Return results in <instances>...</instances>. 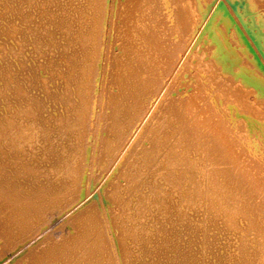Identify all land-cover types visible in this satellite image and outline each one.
I'll use <instances>...</instances> for the list:
<instances>
[{
  "label": "bare ground",
  "instance_id": "bare-ground-1",
  "mask_svg": "<svg viewBox=\"0 0 264 264\" xmlns=\"http://www.w3.org/2000/svg\"><path fill=\"white\" fill-rule=\"evenodd\" d=\"M125 1L120 8L125 12L124 19L130 21L127 27L129 36L121 40L124 50L116 62L117 67L120 65L121 74L116 77L120 84L127 82L124 90H129V94L116 101L111 110L112 121L103 135L99 134V128L105 117L102 112L104 102H113L115 97L106 99L102 94L89 93V83L81 78L87 66L84 64L93 61L91 56L97 53L100 43L99 1L51 0L48 4V0H0V61L7 58L8 62L0 66V79L8 80L13 87L10 93L0 92V213L3 214L2 232L8 238L25 237L28 224L40 221L42 205L48 203L52 196L66 199L68 195L77 203L96 177L93 173L96 166L110 158L115 161L116 156L122 154L121 150L131 140L133 130L144 118L145 112L153 107L152 88L155 85L159 87L173 54L159 46L156 33L150 34L151 31L142 29L145 25H142L141 18L150 15L144 8L147 0ZM19 19L23 24L20 28L17 25ZM176 20L178 25L182 24L178 31L182 41H186L191 36L189 17L177 10ZM34 54L44 58L38 71L30 70L35 67ZM199 59L209 72L211 81L220 85L217 71L203 57ZM43 72L47 76H42ZM89 77H93V71ZM4 85L3 88H6ZM226 92V85H222L216 96H223ZM194 101L185 105L169 100L164 112L157 108L144 125L141 136L136 138L119 163H123L125 169L119 175L125 177L127 185L135 187L133 174L143 172L142 168L145 173L149 172L147 178L156 184V187L150 186L148 192L142 190L144 193L137 197L139 204L125 200L127 208L123 214L133 221V215H130L133 211L140 226L134 222L135 227H131L132 241L144 232H151L150 222L157 214L154 207L173 209V195L181 188L188 192L186 198L189 201L194 200L199 182L196 174L204 176L207 172L203 163L196 165L200 159L196 160L195 153L192 156L188 147L180 145L178 135L187 138L204 127L203 135L213 139L211 152L215 160L229 161L220 174L213 171L216 178L222 175V182L227 188L222 206L229 214L238 211L237 204L241 201L239 188H246L244 195L252 197L259 196V192L264 194V173L258 179L244 171L246 177H251L248 178L249 183L237 174L239 163L232 160H235L233 145L239 136L225 126V116L217 102L213 100L207 114L203 115L197 106L198 114ZM215 115L219 117L217 122L212 121ZM257 115L264 119V110ZM246 131L243 124L240 138L246 136ZM255 156L259 159L257 168H262L264 172V157ZM165 164L168 170L162 174ZM64 177L72 179L70 185ZM159 179L164 180L167 188L157 197L159 193L153 195L152 189L160 187ZM116 187L113 185V189ZM115 195V191L110 194L111 204L114 203L110 210H101L94 201L80 209V218L85 215L88 218L80 221L71 242L61 241L59 234L44 235L33 246H38L39 250L32 251L29 264L61 263L64 249L81 246L87 247L88 255L79 259V264H117L110 252L114 251V258L118 260L121 249L112 235L115 226L111 221L114 219L119 224L123 218L120 212L113 209L116 208ZM247 202V199L241 201L246 206L249 205ZM170 212L167 222L174 224L173 212ZM262 229L255 223L244 230L237 264H263ZM34 230L36 233L37 228ZM155 231L163 234L159 239L164 243L152 255L155 258L152 264H205L201 260L203 251L212 252L214 247L213 242L208 240L207 232L197 229L194 224L185 225L184 229H177L175 224L170 228L161 226ZM91 241L95 246H90ZM123 247L126 245L123 244ZM220 249L224 253H220ZM139 252L146 253L144 246L139 247ZM212 253L217 264L226 263L230 255L226 246ZM53 255L57 256L55 261L50 259ZM139 255L137 259H140Z\"/></svg>",
  "mask_w": 264,
  "mask_h": 264
},
{
  "label": "rangeland",
  "instance_id": "rangeland-1",
  "mask_svg": "<svg viewBox=\"0 0 264 264\" xmlns=\"http://www.w3.org/2000/svg\"><path fill=\"white\" fill-rule=\"evenodd\" d=\"M98 1L101 5L98 13L100 43L97 53L91 56L94 58L93 61L84 64L87 66L81 78L84 82L89 83V93L102 94L106 99L115 97L113 102L108 103V100H105L108 101L107 104L104 102L102 112L105 114V119L100 120L99 128V134L104 135L108 131L106 126L110 120L112 121L110 115L116 101L129 94V90H124L127 82L120 84L116 77L121 74L120 65L117 67L116 62L120 60L124 50L121 40L129 36L127 27H129L130 21L124 19L125 12L120 8L126 2L125 0ZM47 3L50 4L51 0H48ZM144 8L148 9L150 17L141 18L142 25H145L142 29L151 31L150 34L156 33L159 46H163L173 54L170 67L162 75L159 87L155 85L153 90L151 89L154 99L151 101L153 107L145 112L144 118H141L133 130L128 144L126 146L123 144L122 154L119 157L116 156L115 161L110 158L96 166L93 171L96 177L91 180L88 192L80 197L77 203L70 200L71 196L68 195L66 199L61 198L62 196H52L48 203L42 205L40 221L37 223L31 221L26 228H29L26 236L18 237L15 240L8 238L2 232L1 218L3 214L0 213V264H29L32 251L39 250L38 246H33L42 240L44 235H51L50 233H53L54 236L59 234L61 241L71 242L77 233L80 221L88 218L87 215L83 219L80 218L82 217L79 215L80 209L90 201H94L100 205L101 210H108V208L110 210V207L114 206V203L111 204L110 198L113 191L117 194L116 197L114 196L116 208L113 209L117 213L120 212L124 220L119 224L115 223L114 219L110 220L115 226L112 235L121 249L118 260L114 258L116 253L112 250L110 252L111 258L117 264H152L155 259L152 255L156 250L162 248L161 244L164 243L159 239L163 234L155 231L161 226L170 228L175 224L177 229H184L185 225L194 224L197 229H203L205 233L207 232L208 240L213 242L212 252H217L219 248L225 246L230 252L229 258L224 264H237L241 237L245 235L244 230L257 223L258 226L263 227L264 231V194L262 192H259V196L252 197L249 194L244 195L246 188H239L240 200L244 202L247 199L249 205H243L239 201L238 211L233 214H229L223 208L222 197L226 194L227 188L222 182V175H218L216 178L213 173L220 174L229 165V161L215 160L211 152L213 139L203 135V127L200 128L201 130L199 129L202 133L196 132L191 136L189 134L187 138L178 135L180 145L188 147L192 156L195 153L196 160L200 159L196 165L203 163L207 169L204 176L196 174L199 182L195 199L189 201V198H186L188 192H184L181 188L173 195L175 204L171 210L174 224L167 222L171 210L164 206L154 207L157 214L150 222L151 232H144L138 239L131 240V227H135H133L134 222L138 227L140 226L133 211L130 212V215H133V221L129 220V216L127 218L126 214H123L127 208L125 200L130 199L135 204H139L140 201L137 197L143 194V191H150V186L156 187V184L147 178L149 172L145 173V169L142 168L141 174L137 172L133 174L134 182H136L135 187L127 185L125 177L119 175L125 170L123 163H119L136 138L141 136L143 127L149 121L150 116L157 108L160 112H164L169 100L180 101L188 105L194 99L196 101L195 109L199 114L200 108L203 115L207 114L210 104L215 100L225 116V126L232 129L234 135L239 136L233 145L236 161L232 160L239 163L237 174L245 180V183H249L250 176L259 179L264 173L262 168H257L259 159L255 156L264 157V119L257 115V112L264 110V0H147ZM177 10L184 12L189 17L191 36L186 41H182L180 31H178L179 28H182V24L178 25L177 23ZM22 15H20L21 18ZM94 16L97 15L94 13ZM17 25L19 28L23 26L21 19L18 20ZM34 56L35 67L30 70L37 69L38 71L44 58L40 54H34ZM199 57H203L207 64L209 63L217 71L220 76V85L217 86L211 81L209 72L204 69ZM88 58L90 59V54ZM6 59H2L3 63L0 61V66L8 63ZM92 71L93 77L90 78ZM42 76H47V73L43 72ZM6 82L9 87L4 85ZM3 85L6 88H3ZM222 85H226L228 92L222 94L223 96H216ZM12 88V83L3 77L0 79V92L10 93ZM254 115L257 117H253ZM199 118L201 119L200 116ZM218 119L219 117L216 115L212 117V121L217 122ZM242 123L245 124V130H247L243 139L239 135ZM239 126L240 128L237 130ZM183 137L185 139H182ZM167 168L166 164L163 165L162 174L167 173ZM63 170L67 171L65 168ZM244 171L250 176L246 177ZM64 178L68 184L72 182L71 178ZM163 182V179L158 180L160 187L152 189L153 195L157 192L159 193L157 197H159L160 192L162 194L167 188ZM113 185L117 187L113 189ZM65 189L68 190L67 187ZM121 205L125 207L121 208ZM211 220L212 223H210ZM147 227L145 228L147 229ZM36 228L37 232L39 231L38 234L34 233ZM261 239L264 244V233ZM122 242L126 247H123ZM92 245L95 246L91 241L90 246ZM140 246H144L146 253L139 252ZM86 248L81 246L64 249L61 263L56 262L55 264L65 262H67L66 264H75L76 262L79 264L78 260L82 259L84 255H88ZM212 252L203 251L201 260L203 259L205 264H217L215 254ZM219 252L224 253L223 249H220ZM137 255L140 259H137ZM56 257L53 255L50 259L55 261Z\"/></svg>",
  "mask_w": 264,
  "mask_h": 264
}]
</instances>
